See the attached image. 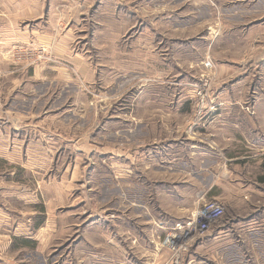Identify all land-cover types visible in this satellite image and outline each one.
<instances>
[{
	"label": "rangeland",
	"instance_id": "rangeland-1",
	"mask_svg": "<svg viewBox=\"0 0 264 264\" xmlns=\"http://www.w3.org/2000/svg\"><path fill=\"white\" fill-rule=\"evenodd\" d=\"M91 1L82 14L50 13L57 27L46 29L75 34L67 54L92 60L87 78L51 44L0 45V264L73 262L78 234L94 219L121 217L110 205L122 197V171L107 162L112 143L136 137L137 121H218L211 71L221 66L255 60L243 69L264 76V0H113L112 14L105 0ZM203 78L211 84L198 112L191 95ZM150 87L162 104L148 99ZM263 106L254 120L264 129ZM262 207L230 208L244 216ZM241 261L263 264L264 249L243 251Z\"/></svg>",
	"mask_w": 264,
	"mask_h": 264
},
{
	"label": "crops",
	"instance_id": "crops-1",
	"mask_svg": "<svg viewBox=\"0 0 264 264\" xmlns=\"http://www.w3.org/2000/svg\"><path fill=\"white\" fill-rule=\"evenodd\" d=\"M93 3L0 0V45L51 44L54 55L72 63L87 78L94 68L92 60L67 54L75 34L67 29L54 35L46 29L57 27L48 25L50 13L82 14V8ZM104 4L106 13L112 14L113 0ZM3 15L7 17L4 21ZM243 60L235 69L221 66L211 71L217 78L213 97L217 101L212 103L219 111L218 121H182L177 125L137 121L136 137L127 133L121 148L114 143L108 147V167L112 173L119 168L122 171L121 182L116 183V193L120 190L122 197L110 203L112 210L121 206V217L116 215L105 225L94 219L95 223L75 237L79 239L73 262L67 264H169V252L161 247V237L176 223L186 221L205 200L222 203L224 216L207 235L191 243L181 264H242L243 251L254 252L259 246L264 249V207L244 216L231 210L233 206L237 210L264 206V200L260 201L264 197V129L263 121L254 120L255 111L264 103V76L244 70L245 62L247 70L255 68V60ZM29 72L40 74L35 69ZM141 91L145 93V87ZM148 94L149 100L163 103L155 87H150ZM166 99L165 104L173 102L171 97ZM245 232L249 241L243 248L240 238Z\"/></svg>",
	"mask_w": 264,
	"mask_h": 264
},
{
	"label": "built area",
	"instance_id": "built-area-1",
	"mask_svg": "<svg viewBox=\"0 0 264 264\" xmlns=\"http://www.w3.org/2000/svg\"><path fill=\"white\" fill-rule=\"evenodd\" d=\"M204 66L211 67V61L206 60ZM210 84L209 79L203 78L193 88L191 97H195L193 105L198 112L205 106ZM224 213L222 203L217 200H205L199 203L186 221L178 222L167 230L160 239V245L169 252L168 263L181 264L184 251L196 238L207 235L209 230L221 221Z\"/></svg>",
	"mask_w": 264,
	"mask_h": 264
}]
</instances>
